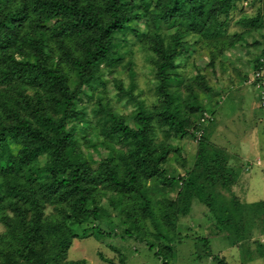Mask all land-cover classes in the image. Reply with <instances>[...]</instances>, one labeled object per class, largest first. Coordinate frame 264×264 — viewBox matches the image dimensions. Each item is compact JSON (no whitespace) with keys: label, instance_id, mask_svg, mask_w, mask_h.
Instances as JSON below:
<instances>
[{"label":"trees","instance_id":"obj_1","mask_svg":"<svg viewBox=\"0 0 264 264\" xmlns=\"http://www.w3.org/2000/svg\"><path fill=\"white\" fill-rule=\"evenodd\" d=\"M234 14L239 28L230 31ZM262 29L264 0H0V264H86L67 252L76 237L114 233L103 198L121 236L150 237L160 264H172L171 234L193 200L240 249L241 264L264 257V242L252 241L257 255L249 248L253 226L264 232V200L233 193L241 165L209 139L226 99L210 77L238 41L259 44ZM138 52L150 62L151 103L120 78L119 68L136 76ZM109 84L117 101L134 105L130 114L116 110ZM187 136L197 143L193 164L170 174L165 165L180 150L168 139ZM255 161L246 170L262 168ZM198 241L207 249L199 257L228 264L211 254L208 237Z\"/></svg>","mask_w":264,"mask_h":264},{"label":"rangeland","instance_id":"obj_2","mask_svg":"<svg viewBox=\"0 0 264 264\" xmlns=\"http://www.w3.org/2000/svg\"><path fill=\"white\" fill-rule=\"evenodd\" d=\"M245 11L254 13L248 6H244ZM248 7V8H247ZM239 17L234 14L233 22L230 23L229 30L236 31L239 26L235 21ZM259 34H264V29L258 31ZM257 34L256 40L260 43L252 45L254 41L250 36L246 40L238 41L234 48L226 51L220 57L217 71V79L210 77L211 85L215 91H220L217 95L226 96L225 100L220 101L213 110V124H210V143L214 146L222 148L229 155L231 163L241 165L245 170V175L238 188L240 193L246 187V195L241 197L246 202H254L264 200V173L257 170V166H253L246 172L247 165L243 164L244 159L253 161L252 158H260L264 160V112L259 107L257 91L252 85V70L254 68V58L261 54L264 47L263 39ZM207 62L206 57H197V64L203 68ZM233 65V66H232ZM134 69L136 76L132 79L128 77L127 72L121 71L119 68L120 78L123 86L126 89L131 88L136 84L133 93L138 95L139 99L151 103L154 100V91L152 90L150 62L144 59L141 53H137L134 57ZM109 78L111 76H108ZM242 77V78H241ZM241 78L230 93L227 91L231 84L235 85L236 81ZM135 86V85H134ZM107 93L112 97V102L116 110L128 115L134 108V105L127 103L125 100L117 101L116 90L113 85L109 84ZM205 101V104H209ZM93 123L95 122L93 114H89ZM159 139H163L164 132H157ZM172 147H178L180 156L172 153L169 156L165 167L168 173L178 174L184 173V165L190 166L193 164L197 150V143L191 137H178L168 139ZM101 152V150H99ZM94 153L96 159L99 158L98 153ZM182 158H185L186 163H183ZM242 158V159H241ZM255 160V159H254ZM242 163V164H241ZM264 167V164L263 166ZM242 172V171H241ZM242 174V173H241ZM240 174V176H241ZM245 179V180H244ZM242 184V185H241ZM244 186V187H243ZM241 187V188H240ZM238 191V189H237ZM245 191V190H244ZM244 193V192H243ZM171 194V196H173ZM102 205L108 212V217H104V221H110L109 226H113L114 233L109 237H76L73 239L72 246L67 252L66 258L69 260L85 259L86 264H160L161 254L158 256L154 250H150L146 242L152 240L150 237L145 238L147 241H138L131 238L122 237L123 226L117 216L116 209L109 206L108 198L102 199ZM207 216V217H206ZM213 222L208 208L198 200H193L190 213L180 218L177 230L171 234L173 238V257L172 264H217L209 257L201 256L207 250L198 241V237L209 238V248L212 255L225 257L228 264L240 263V249L234 245H230L229 239L224 238L223 232H218L210 224ZM100 228L105 231H110L105 224H101ZM3 227L0 226V232ZM250 250L254 255L256 244L252 241L264 242V232L262 227L253 226L252 238L250 239ZM244 264H264V257H255L252 261Z\"/></svg>","mask_w":264,"mask_h":264},{"label":"built area","instance_id":"obj_3","mask_svg":"<svg viewBox=\"0 0 264 264\" xmlns=\"http://www.w3.org/2000/svg\"><path fill=\"white\" fill-rule=\"evenodd\" d=\"M250 82L253 84V86L258 92L259 107L264 111V53L260 56L258 65L256 64ZM205 116L209 118L208 114H205ZM201 135H202V130L196 131L197 139L200 138ZM255 164L260 166L262 164L261 159L260 158L256 159Z\"/></svg>","mask_w":264,"mask_h":264},{"label":"crops","instance_id":"obj_4","mask_svg":"<svg viewBox=\"0 0 264 264\" xmlns=\"http://www.w3.org/2000/svg\"><path fill=\"white\" fill-rule=\"evenodd\" d=\"M254 67H255V65H254ZM254 69V68H253ZM242 159V158H241ZM254 159H259V158H252V160H254ZM244 160H246V161H244L243 162V164L245 165H247L249 162H251L249 159H244ZM242 164V163H241ZM257 168V170H259V171H261L262 173H264V167H262V168H258V167H256ZM244 168L242 167V174H241V176H239V179H238V181L236 182V184L232 187V190H233V193L237 196V197H239L240 198V200L241 201H245L246 202V200H244L242 197H241V195L243 196V195H246V193L245 192H247V189H246V187H244L245 189V191L244 190H242L241 191V193H240V189L238 188V186H240L239 184L243 181L242 179L243 178H245L244 177V175H245V170H243ZM250 170H253V167L252 168H250L249 170H247L246 172H248V174H246L247 175V180H248V178H249V173H250ZM245 180V179H244ZM242 185V184H241ZM241 188V187H240ZM237 189H238V191H237ZM244 192V193H243ZM260 258H263V257H260ZM253 259H255V258H253ZM252 259V260H253ZM251 260V261H252ZM248 262H250V261H248ZM247 262V263H248Z\"/></svg>","mask_w":264,"mask_h":264},{"label":"clouds","instance_id":"obj_5","mask_svg":"<svg viewBox=\"0 0 264 264\" xmlns=\"http://www.w3.org/2000/svg\"><path fill=\"white\" fill-rule=\"evenodd\" d=\"M254 69L252 70V73H253ZM253 85V84H252ZM257 91V90H256ZM258 102H259V99H258Z\"/></svg>","mask_w":264,"mask_h":264}]
</instances>
